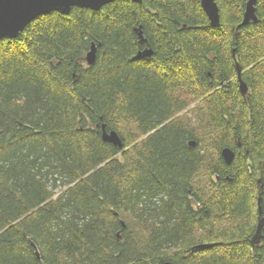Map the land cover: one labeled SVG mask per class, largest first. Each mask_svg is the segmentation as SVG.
I'll list each match as a JSON object with an SVG mask.
<instances>
[{"label":"trees","instance_id":"1","mask_svg":"<svg viewBox=\"0 0 264 264\" xmlns=\"http://www.w3.org/2000/svg\"><path fill=\"white\" fill-rule=\"evenodd\" d=\"M215 1L218 28L116 1L0 40V264H264V1L238 31L249 0Z\"/></svg>","mask_w":264,"mask_h":264},{"label":"water","instance_id":"2","mask_svg":"<svg viewBox=\"0 0 264 264\" xmlns=\"http://www.w3.org/2000/svg\"><path fill=\"white\" fill-rule=\"evenodd\" d=\"M116 1H130L134 3H142L144 0H0V40L5 38L18 39L25 28L36 18L47 15L52 12H57L62 15H69L73 8L89 9L92 11H101L103 7L114 3ZM261 0H249L244 13L242 23L238 26L237 31L249 26L250 23H257L258 17L256 14V5ZM264 1V0H262ZM201 6L208 16L210 23L213 27H220V12L219 7L215 0H201ZM141 30V29H139ZM138 30V31H139ZM137 31V32H138ZM140 42H144L143 33L139 32ZM152 54L151 49L139 52L138 58L150 57ZM97 58V47L95 44L91 46L90 52L86 56V61L89 66L95 64ZM233 58H235V51L233 52ZM238 81L240 84V90L243 96L248 94L247 84L242 79V69L236 64ZM102 139L104 142L112 144L121 149L124 148V144L116 131H106V127L103 126ZM195 143L192 142L191 146ZM222 158L230 165L234 158L235 152L229 148H225L222 151ZM258 226L256 234L252 240V245L257 246L261 244L264 230V217L261 207V196L259 194L258 199ZM198 249H207L208 245H201ZM39 257V252H36ZM173 264V263H167Z\"/></svg>","mask_w":264,"mask_h":264},{"label":"bare ground","instance_id":"3","mask_svg":"<svg viewBox=\"0 0 264 264\" xmlns=\"http://www.w3.org/2000/svg\"><path fill=\"white\" fill-rule=\"evenodd\" d=\"M235 51V58H234V60H235V62H236V50H233V52ZM236 64H238V63H236ZM239 65V64H238ZM239 87H240V84H239ZM248 87V86H247ZM248 92H249V87H248ZM118 148V147H117Z\"/></svg>","mask_w":264,"mask_h":264},{"label":"flooded vegetation","instance_id":"4","mask_svg":"<svg viewBox=\"0 0 264 264\" xmlns=\"http://www.w3.org/2000/svg\"><path fill=\"white\" fill-rule=\"evenodd\" d=\"M144 43H145V42H144ZM146 49H151V47L147 45V46H146ZM146 49H145V50H146ZM145 50H143V51H145ZM151 50H152V54H151V56H152V55H153V49H151Z\"/></svg>","mask_w":264,"mask_h":264}]
</instances>
